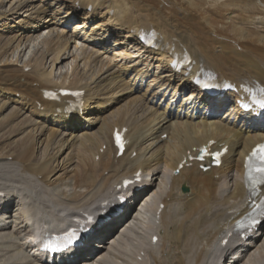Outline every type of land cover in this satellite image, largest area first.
<instances>
[{
    "label": "bare ground",
    "instance_id": "6f19581e",
    "mask_svg": "<svg viewBox=\"0 0 264 264\" xmlns=\"http://www.w3.org/2000/svg\"><path fill=\"white\" fill-rule=\"evenodd\" d=\"M35 1L0 0L3 29L13 19H19L18 25L35 20L0 46V96L21 108L10 111L0 123L4 131L0 143L18 137L7 152L0 149V176L7 179L11 170L21 187L31 191L11 190L19 201L13 204L0 189V232L12 224L17 228L16 220L24 226L23 232L12 233L21 242L15 236L8 239V233L0 237L6 250L24 252L23 259L12 255L9 264H241L245 256L248 263L244 264H264V241L259 247L263 254L251 253L264 234V188L254 197L245 186V159L255 145L264 142V108L260 106L264 93L259 91L264 87V0H47L45 7L37 6L31 13L35 17L25 15ZM57 16L74 19L72 29L77 35L73 38L81 34L89 46L78 50L75 44L74 52H69L72 38L64 39L62 31L51 27L54 36H45L43 52L33 53L31 60L20 66L19 58L1 60L10 50L12 55L22 46L19 54L29 50L40 29L57 26L53 22ZM111 38V46L130 44L140 53L137 58L145 54L150 62H157L160 73L150 82L157 87L161 80L164 83L150 95L153 101L164 96V86L171 80H177L178 91L189 88L182 106L174 111L169 103L162 111L148 106L150 101L144 98L149 89L140 94L148 69L132 67L134 77L126 84L122 77L132 57L117 53L125 61L120 66L107 58ZM46 57H51L49 69H45ZM69 58L89 72L92 66L97 70L84 75L80 71V75L78 65L65 62ZM55 65L59 71L66 68L65 74L56 77ZM69 66L72 77L67 82ZM209 79L213 86H205ZM64 90L81 95L64 96ZM48 92L55 93V99ZM124 96L129 99L107 116L95 114L94 107L116 98L125 101ZM25 112L35 113L36 119L27 115L17 121ZM114 131H124L121 156L113 144ZM202 147L226 150L219 167H212L210 158L195 161ZM159 168L163 169L160 177ZM137 174L140 182L122 188L123 180H136ZM155 176L164 187L150 192L147 188L153 185L144 184ZM9 178L10 183L13 178ZM16 179L12 182L18 185ZM58 185L69 189L49 190ZM37 189L40 194L32 197ZM121 199L125 206L118 213ZM254 200L260 206L258 223L236 230ZM108 214L114 216L106 218ZM121 227L119 237L133 232L141 242L134 254L127 253L131 261L120 257L123 251L117 249L123 239H113ZM70 228L77 238L68 247L52 256L41 250L46 237ZM29 249L32 257L27 255Z\"/></svg>",
    "mask_w": 264,
    "mask_h": 264
},
{
    "label": "rangeland",
    "instance_id": "374dc122",
    "mask_svg": "<svg viewBox=\"0 0 264 264\" xmlns=\"http://www.w3.org/2000/svg\"><path fill=\"white\" fill-rule=\"evenodd\" d=\"M41 0H37V1H35V2H31V3H29V4H31L32 6H33V10H32V8L30 7L29 9H28V11L29 10H31V11H27L26 13H25V15H29V13L31 14V13H33L34 11H36L39 7H45L44 6V4H46V2H47V0H42V2H40ZM40 5V6H39ZM38 6V7H37ZM36 7H37V9H36ZM19 11H16V13H18ZM65 11L63 10V11H61V15L60 16H62L63 15V13H64ZM31 17H35V14L33 15V14H31ZM57 17H59V16H57ZM21 18V17H20ZM26 18V17H25ZM24 17H22V19H25ZM51 17H47L46 19L47 20H51L50 19ZM53 20V19H52ZM8 23H7V25H6V27H5V29H3V27L2 26H0V46L1 45H3L4 43H5V41H6V38L9 40V38H11L13 35L15 36L19 31H22V30H24V29H26L27 27L29 28L30 27V23L31 24H35V20L34 19H29L26 23H23V24H20V25H18V23H19V19H13V21H7ZM54 23H58L57 24V26L55 25V26H51V24L49 25V23H46L45 25H49L48 26V28L47 29H44V28H42V29H40L38 32V34H40V35H42V36H40L39 35V37H37V35L38 34H34V37H37L36 38V40L37 41H35V43H34V41H33V44L30 46L31 48H29V50L27 49V50H25V51H23V53H21V54H19V51L21 50V49H23V46L21 47V49L18 51V52H16V53H14V55H12L11 54V50L9 51V53H7V55L5 56V57H3L1 60L2 61H4V60H6V58L8 59V60H11L12 59V62L15 60V59H18L19 58V62H21V63H19L18 65L20 66L23 62H26L27 60H31L32 59V57H33V55L34 54H36L37 52H43V50H44V48H42V40L43 39H45V36H47L46 38H49L50 37V35H52L51 37H53L54 36V34L55 33H53V34H51L50 33V31L52 30V28H53V30L54 31H56L57 33L58 32H61L62 34V36H63V38L65 39V38H72L71 40H73V43H71V41L69 42V47H68V49H69V52L71 51V52H74V49L72 48V47H74V45L76 44V47L77 46H80L79 48L77 47V49L78 50H80L81 49V47H83V46H89L88 45V43H86L87 42V38H83L82 36H81V34H79L78 35V38L77 39H74L73 38V36H76L77 35V33L76 32H74L73 33V29H72V27H73V23L75 22V20L74 19H70L69 21H68V19L67 18H62V19H60V17L58 18V19H54V21H53ZM39 24H41V23H39ZM90 26H91V23L90 24H87L85 27H84V31L85 32H87V31H89V29H90ZM52 27V28H51ZM51 28V29H50ZM10 29V30H9ZM49 29V30H48ZM58 29V30H57ZM60 29V30H59ZM3 30V31H2ZM53 31V32H54ZM64 32V33H63ZM20 34V33H19ZM46 34V35H45ZM64 34V35H63ZM44 35V36H43ZM67 35V36H66ZM69 35V36H68ZM70 35H72V36H70ZM3 39H5V40H3ZM39 39V40H38ZM112 39H114V38H111L110 40H109V45L107 44V46H110L111 47V49H110V51L106 54V56H107V58H113L115 61H117V65L118 66H120V64L121 65H123L124 63H125V61L123 60H120V58L118 59V57H117V53H122V54H124V52H126V53H128V54H130V56L132 57V58H130V60L129 61H127V64H128V66H127V69H128V71H127V73L124 75V77H122L123 78V81L126 83V84H128L130 81H131V79L134 77V71H131L130 69L132 68V67H135L136 68V70H138V69H142V71L143 72H145L146 71V69H148L147 71H149V74H148V76H147V78L144 80V82L142 83V92L140 93V94H143V93H145V90L148 88L149 90L146 92V95H145V98H144V100H145V102L148 100V101H150V103H148V102H146L147 103V105L148 106H151V107H153L154 109H156V110H158V111H162L165 107H166V104L167 103H169L168 105V107H169V109H171V110H176L177 109V107L178 106H182L181 105V101H182V99H184V98H186V97H188V92H189V88H185L184 90H181V91H178V86L176 87V89H175V84H176V82H177V80H171V82H169V84H168V86H164V87H166V89H167V91H165V93H162V95L164 94V96L162 97L161 95H158V96H156V99L153 101L152 99H150V95L152 94V92L154 91V90H156V89H158L161 85H163L162 83H164V81H162L161 79V85L159 86V87H157L158 86V84L157 85H155L154 86V83L153 82H150V79H152L153 78V76L154 75H157L158 73H160L159 71V69H157L156 68V64H157V62H154V61H152V62H150V59L149 58H147V56L145 55V54H141L139 57H141V59L140 58H137L138 57V55L140 54V53H138V51H134L133 50V48H130V44H123V46L124 47H118L117 48V46H111L112 45ZM75 42V43H74ZM39 43V44H38ZM35 47H37V48H35ZM72 48V49H71ZM39 50V51H38ZM34 51V52H33ZM54 51L55 52H57L58 51V47L57 46H55L54 47ZM34 53V54H33ZM9 54H11V55H9ZM18 55H19V57H18ZM112 55V56H111ZM115 57H114V56ZM12 56V57H11ZM51 57H46V59H45V69H49L48 67L50 66V61H51V59H50ZM116 58V59H115ZM49 60V61H48ZM70 61L72 62L73 60H72V58H69V59H67L65 62H67V63H70ZM150 64L148 67L146 66V64ZM73 64H76V65H78V67L77 68H81L82 66V64H78L77 62L75 63V61H73L72 62V65H71V67H73ZM2 65V64H1ZM80 66V67H79ZM58 67H60V66H58V65H55V68H54V75L57 77V76H59V74L60 73H63V74H65V72H66V68L64 69V68H62L61 69V71H59V68ZM95 69V67L94 66H92V69H91V72H92V70H94ZM79 69H77L76 71L78 72V74H80V75H82V73L83 72H80V71H84V73H83V75L84 74H90L91 72H89V68L88 67H86V68H84V67H82L81 68V70H79ZM84 69V70H83ZM95 70H97V69H95ZM27 71V69L25 70V72ZM62 71H64V72H62ZM69 72V73H68ZM68 72H67V75L66 76H68L67 78V82L69 81V80H71V78L70 77H72L71 75H70V73H71V70H70V66H69V68H68ZM76 72V73H77ZM80 72V73H79ZM86 72V73H85ZM95 72V71H94ZM155 73V74H154ZM164 73V72H163ZM59 82H60V80H59ZM174 91H173V90ZM7 97H2V96H0V107L2 106V104L3 103H6V105H5V107L0 111V123L3 121V119L5 120V118H6V114L8 115L9 113H10V111H12V110H15V109H19L20 111H21V108H20V104L18 105V102H11V101H6L7 99H6ZM13 99L12 100H15L16 101V98L15 97H12ZM122 99V98H121ZM129 99V96H124V98H123V100H125V101H119L120 100V98L119 99H112V101H111V103H108V104H105V105H103L102 107H94L93 109H94V111H95V114L96 115H98V116H100V117H105V116H107V114H109V112H111L113 109H115V108H117V107H120L121 105H123L124 104V102H126V100H128ZM170 100H172V101H170ZM160 102V103H159ZM12 107H14V108H12ZM228 106H227V108H226V110H228ZM11 109V110H10ZM224 112V111H223ZM223 112H221V114H220V116H221V118L223 117ZM20 115V114H19ZM31 116V118L32 119H36V115H35V113L34 114H30L29 112H25L24 113V115H22V116H20L18 119H17V121H20L21 119H23L25 116ZM199 115H201V114H199ZM24 116V117H23ZM222 120L223 121H225V118H222ZM12 123H13V121H12ZM14 124V123H13ZM86 124V123H85ZM93 127V126H92ZM4 131H0V136L2 135V133H3ZM14 136V135H13ZM13 136L12 137H10V138H8V141L9 142H4V143H0V149L1 150H4L5 152H7V150H8V148H9V143H12V141L14 140V139H17V138H13ZM12 139V140H11ZM4 140V139H3ZM7 145V146H6ZM1 150H0V152H1ZM4 151H2L3 153H5ZM67 152H65V154H66ZM65 154H63V156H61V158L58 160V162L62 159V158H64V156H65ZM160 173H159V177H160V175H161V173L163 172V169H161V168H159V170H158ZM14 173V172H13ZM7 179L9 178V174L11 175L12 174V172H11V170L10 171H8L7 173ZM59 175V174H58ZM153 177L152 179H151V177H149L148 179H147V182H145V187H147V185H150V184H152L153 186H149V188H147L150 192H158L159 191V188H163L164 187V185H163V183L161 182V178H159V177ZM1 177H5V175L4 176H0V189H3L6 193H8L9 194V199H11V201H13V204L15 203L16 204V202L17 203H19V201H17L16 199V195H14L13 194V191H15L16 190V188H18V187H21L22 185H20V182L21 181H19L18 179H16V178H14V177H16L15 176V173L14 174H12V177H10L9 179H11V178H13V179H11L10 181V183L9 182H7L6 180L7 179H3V178H1ZM55 177H57V175L55 176ZM14 179H16V180H18L17 181V183H19L18 185L16 184V181L15 182H12V180L14 181ZM151 179V180H150ZM143 181H146V180H143ZM7 182V183H6ZM67 182V181H66ZM15 183V184H14ZM10 184V185H9ZM11 184H13V185H17V186H13V185H11ZM67 184V183H66ZM3 185H4V187H6V188H4L3 187ZM5 185H7V186H9V187H7V186H5ZM13 186V187H12ZM63 186H66L65 184H63ZM63 186H59L58 185V187H56V186H53V187H51L49 190L50 191H55L54 193H56V192H60V190H63V189H65V191L66 190H68L69 189V187L68 188H65V187H63ZM59 187H61V188H59ZM12 188V189H11ZM21 188H25V189H27L28 190V188L27 187H25V186H23V187H21ZM9 191H8V190ZM57 189V190H56ZM58 189H59V191H58ZM7 190V191H6ZM11 190H13V191H11ZM162 190V189H161ZM1 191V190H0ZM28 191H30V189L28 190ZM35 191H39V189H37V190H35ZM35 191H33L32 193V197H36L35 196V194L36 195H39L40 193L38 192V193H35ZM31 192V191H30ZM11 195V196H10ZM64 195L62 194L61 195V197L62 198H64L63 197ZM142 196V195H141ZM138 204H139V202H138ZM141 205V204H140ZM139 205V206H140ZM138 206V205H137ZM124 209V206H122L119 210H116V211H118V213L120 212V211H122ZM138 210H139V207H137V210L134 212V214H137V212H138ZM14 210H13V212L11 213V215H13V217H14ZM107 213V212H106ZM114 213H117V212H114ZM117 213V214H118ZM113 214V213H112ZM112 214H108L107 216H106V218H109V217H112V216H114V215H112ZM133 214V215H134ZM10 220V219H9ZM16 222V226H17V228L15 227V224H12L11 225V227L9 228V229H7L5 232H0V233H2L1 234V239L3 238V237H6L7 236V238L8 239H10L9 237L10 236H15V240H18L19 242H21V240H20V237L19 236H17V235H13L12 233H14V231L16 230V229H18V231H20V230H22V229H24V226L22 225L23 223L21 222V224H20V221H18V220H16L15 221ZM18 222V223H17ZM20 224V225H19ZM19 227V228H18ZM123 229H124V227H121V228H119V229H117V231H115L114 232V236H113V239H115V238H119L120 240L121 239H123V241L121 240V243H120V245H119V247L117 248V249H119V250H121V251H123V253H122V255L120 256V257H122L124 260L125 259H128V256H127V253L129 254V251H131V252H133V254H134V252H135V250H136V247L138 246V244H140L141 242H139L138 243V241H140V239H138V235L136 236V234H133V232H128V234H127V232H126V234H124L123 236H121V237H119L120 236V234L123 232ZM22 232H23V230H22ZM4 233H8L7 235L6 234H4ZM131 233L133 234V235H131ZM3 235V236H2ZM6 235V236H5ZM9 236V237H8ZM18 238V239H17ZM0 239V240H1ZM13 239H14V237H13ZM263 241H264V234H263V237H261V239L258 241V243H257V245H256V247L253 249V250H251V253L253 252V251H255V252H261V254H263V251H261V249L259 248V247H261V245H262V243H263ZM1 242L3 243V241H0V246H3V247H5L4 249H2L3 247H0V251L2 252H5L4 253V256H3V254L1 253L0 254V263L1 264H9L10 262H11V260L10 259H12V257L14 258V259H16L17 257L18 258H21L23 255H24V252H18V250H16V249H14V252H11V250L9 251V250H6L7 248H6V246H5V244L3 243L2 245H1ZM108 243H110L109 241H108ZM107 245H109V244H107ZM141 245V244H140ZM143 245V244H142ZM131 247V248H130ZM258 249V250H257ZM134 250V251H133ZM8 252H11V253H7ZM230 253V252H229ZM6 254V255H5ZM29 254V256L30 257H32L33 256V250H31L30 251V249H29V251H27V255ZM13 255V256H12ZM25 255H26V253H25ZM119 255H120V253H119ZM11 257V258H10ZM21 259H23V258H21ZM130 259V258H129ZM128 259V260H129ZM7 260H9V261H7ZM127 260V261H128ZM224 260V259H223ZM228 260H230V254H227V257L225 256V262L226 261H228ZM129 261H131V260H129ZM244 262L245 263H248V261H247V257L245 256L243 259H242V261H241V264H244ZM226 263H228V262H226ZM251 264H253V263H251Z\"/></svg>",
    "mask_w": 264,
    "mask_h": 264
},
{
    "label": "snow or ice",
    "instance_id": "6c2138e0",
    "mask_svg": "<svg viewBox=\"0 0 264 264\" xmlns=\"http://www.w3.org/2000/svg\"><path fill=\"white\" fill-rule=\"evenodd\" d=\"M259 91L261 93H264V87H261ZM260 106L264 108V101H261ZM116 139L118 145L122 148L123 142L119 133L116 134ZM216 157L218 162L219 153L216 154ZM246 168L248 170V178L253 188H256L259 185H264V145H258L256 148L253 149L252 153L246 160ZM138 177L139 174H137V178ZM130 183L131 181H126L125 185L127 186ZM76 238V232L70 231L64 236L49 238V241L44 244V248L46 250L52 251L63 249L68 247Z\"/></svg>",
    "mask_w": 264,
    "mask_h": 264
}]
</instances>
